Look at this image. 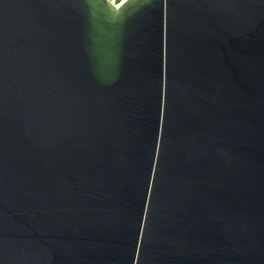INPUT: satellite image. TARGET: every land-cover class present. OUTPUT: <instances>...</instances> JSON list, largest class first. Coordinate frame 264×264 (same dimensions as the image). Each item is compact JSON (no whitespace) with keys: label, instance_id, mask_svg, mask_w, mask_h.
Instances as JSON below:
<instances>
[{"label":"water","instance_id":"95a60500","mask_svg":"<svg viewBox=\"0 0 264 264\" xmlns=\"http://www.w3.org/2000/svg\"><path fill=\"white\" fill-rule=\"evenodd\" d=\"M0 264H264V0H0Z\"/></svg>","mask_w":264,"mask_h":264},{"label":"rangeland","instance_id":"374dc122","mask_svg":"<svg viewBox=\"0 0 264 264\" xmlns=\"http://www.w3.org/2000/svg\"><path fill=\"white\" fill-rule=\"evenodd\" d=\"M115 1V3H119V2H121L122 0H114Z\"/></svg>","mask_w":264,"mask_h":264},{"label":"bare ground","instance_id":"6f19581e","mask_svg":"<svg viewBox=\"0 0 264 264\" xmlns=\"http://www.w3.org/2000/svg\"><path fill=\"white\" fill-rule=\"evenodd\" d=\"M122 1H124V0H122ZM122 1H121V2H122ZM121 2H119V3H117V4L120 5Z\"/></svg>","mask_w":264,"mask_h":264},{"label":"built area","instance_id":"2783aa9c","mask_svg":"<svg viewBox=\"0 0 264 264\" xmlns=\"http://www.w3.org/2000/svg\"><path fill=\"white\" fill-rule=\"evenodd\" d=\"M113 2H115L114 0H112Z\"/></svg>","mask_w":264,"mask_h":264}]
</instances>
